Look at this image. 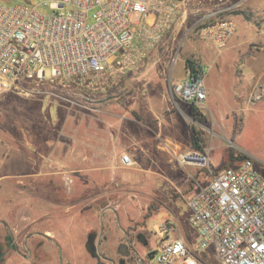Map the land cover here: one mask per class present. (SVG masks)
I'll return each mask as SVG.
<instances>
[{"label": "rangeland", "instance_id": "374dc122", "mask_svg": "<svg viewBox=\"0 0 264 264\" xmlns=\"http://www.w3.org/2000/svg\"><path fill=\"white\" fill-rule=\"evenodd\" d=\"M235 1L229 0L227 4ZM223 6L204 2L199 8L181 11L176 23L165 32L155 49L169 50L171 54L175 52L170 73L174 82L185 78L186 58H192L204 67V85L211 86V90L205 102L196 106L187 118L190 127L202 137L205 150L201 148L204 152L201 153L206 152L210 157L220 156L226 148L240 150L255 159L264 176V95H258L257 91L249 93L247 88L254 75L264 71V0H244L242 4L230 6L227 11L218 14ZM219 18L233 19L236 24L233 36H239L237 42L231 38L221 50L197 36L202 24ZM143 64L128 71L119 81L117 89L108 95V98L126 97L132 102L133 109L128 114L134 119H144L138 109L144 107L146 87ZM161 82V90L166 95V77ZM90 92L81 86L63 87L45 82L28 84L25 92L9 91L0 95V242L6 243V254L0 257V264H29L22 259L17 260L12 241L20 243L19 252L23 253L26 252L23 245L26 239L29 250L35 241L30 238L45 236L58 241L62 264H95L96 259L84 248L87 238L94 239L93 250L98 255L105 250L107 255L117 257L116 249L123 228L135 231L148 229L152 241L156 240L153 224L159 225L167 218L178 219L183 228H189L188 207L182 198L171 192L173 188L170 185H164L168 189V197L160 210L156 211L158 203L148 201L144 195V215L140 216L139 204L136 203L137 208L134 209L138 218L123 215V220L117 223L114 213L111 210L106 213L104 208L126 203L125 187L119 184L118 179L120 171L107 172L97 179V183L90 181L85 185L76 184V179H61L64 174L59 173L37 176L36 179L34 175L29 176V173L35 172L29 169V156L38 160L47 159L43 141L47 137H55L62 127H66V114L92 111L94 105ZM85 103L88 106L86 109L83 107ZM99 114L107 116L108 113L101 111ZM240 118L241 130L234 132L233 124L235 122L238 126ZM125 122L130 124V121ZM35 137L42 141L39 147L41 153L29 145ZM46 169L42 168V171ZM48 169L51 170L50 167ZM177 173L186 175L184 169ZM90 175L92 177L93 174ZM97 193L101 194L96 196ZM116 212L124 214L120 210ZM35 231L40 236L30 237ZM179 231L178 226L176 232ZM108 234L114 238L109 247L103 249L98 242ZM137 248L143 251V248ZM208 263L217 264L211 255Z\"/></svg>", "mask_w": 264, "mask_h": 264}, {"label": "built area", "instance_id": "2783aa9c", "mask_svg": "<svg viewBox=\"0 0 264 264\" xmlns=\"http://www.w3.org/2000/svg\"><path fill=\"white\" fill-rule=\"evenodd\" d=\"M228 1H0V95L45 82L97 90L112 75L139 65L181 11L214 2L224 5L220 14L244 0ZM235 30L233 19L219 18L202 24L197 36L221 50ZM169 93L201 106L206 98L202 66L195 62L185 69L182 81L169 83ZM179 162L199 168L186 198L195 240L188 245L173 237V222L164 220L155 226L154 264H209L210 255L217 264H264V176L255 159L248 155L217 172L208 155L197 151L179 154ZM119 163L130 165V156L121 154Z\"/></svg>", "mask_w": 264, "mask_h": 264}, {"label": "crops", "instance_id": "0c3cea01", "mask_svg": "<svg viewBox=\"0 0 264 264\" xmlns=\"http://www.w3.org/2000/svg\"><path fill=\"white\" fill-rule=\"evenodd\" d=\"M233 35L229 41L234 38V42H237L239 36ZM255 38H260V36H255ZM256 50L259 51V49ZM262 51L264 52L263 46ZM174 53L154 48L145 54L140 63L144 62L142 67H144V87L146 89L144 90V107L141 106L138 109L144 115V119H134L128 114V111L133 109V103L129 102L126 97L108 98V95L117 89L119 81L131 69L116 73L110 77L105 86H99L97 90L89 93L94 105L90 109L94 110V114L92 111L73 115L66 114L64 119L66 127H62L63 129L61 128L55 137L44 139L45 152H47L46 160H38L29 156V169L35 171L29 173V176L34 175L36 179L37 176H54L59 173L64 174L61 179L67 181L76 179V184L85 185L90 181L93 184L97 183V179L107 172L120 171L118 179H120L119 184L125 187L126 203L124 205L119 203L115 206L108 205L104 208L106 213L108 210L114 213V220L117 223L123 220V215L126 218L128 216L138 218L136 209H134L137 208L135 207L136 203L139 204L140 216L144 215V195L147 196L148 201L158 203L156 211L160 210L168 197V189L164 185H170L173 188L171 192L177 194L186 203V198L193 189L194 180L197 178L195 175L199 168L181 165L179 154L189 151L203 154L202 149H205L203 147L196 149L193 145L194 129L192 126L190 127L187 118L190 113L192 114L195 106L179 99H173L169 93V83L174 82L170 77ZM169 57L171 58L168 60ZM201 66L205 78L204 67ZM254 76L247 85L249 93L257 91L258 95H264V71H260ZM164 77L167 81V96L165 91L161 90L163 86L161 79ZM205 89L206 100L211 86L206 85ZM233 95L232 93V97ZM83 107L88 108L87 103L83 104ZM101 111H106L107 116L99 114ZM125 121H130V124ZM29 145L36 152H42L39 149L42 145L41 139L35 137V140L31 139ZM123 153L128 154L131 158V164L128 166L119 164L120 154ZM205 154L207 155L206 152ZM208 159L214 172L223 167V152H220V156H208ZM49 167L51 170L48 169ZM42 168L47 169L42 171ZM180 169H184L186 175L177 173ZM98 194L101 193H97L96 196ZM117 210L123 211L124 214L120 213L119 215ZM167 219L171 220L175 226L171 235L181 237L186 244L191 245L196 235L193 228L190 225L189 228H183L178 219H176L177 223L171 218ZM155 224H153V228L156 226ZM178 226L180 231L176 232ZM122 236L123 233L120 238ZM113 238L109 234L105 238L102 237L98 242L99 246L101 245L103 249L108 248ZM87 240L84 242V248H86ZM60 250L61 246L58 241L48 238V242L43 244L41 250L45 253V257L30 258L29 255L25 256L20 252H16V254L17 260L22 259L29 264H59Z\"/></svg>", "mask_w": 264, "mask_h": 264}, {"label": "flooded vegetation", "instance_id": "af4514ba", "mask_svg": "<svg viewBox=\"0 0 264 264\" xmlns=\"http://www.w3.org/2000/svg\"><path fill=\"white\" fill-rule=\"evenodd\" d=\"M45 233V232H44ZM32 236H40L38 231L33 232L30 237ZM42 236V235H41ZM34 239V244L32 245L31 249L27 250V239L24 241V249L23 254L30 258H38V257H45V253L42 250L43 244L48 242V237L42 236L40 239L37 238H30ZM46 239V240H45ZM94 239H89L86 242V249L88 252H92L94 248ZM157 243V245L155 244ZM6 243L0 242V257L5 256L6 254ZM11 245L14 248V252H19V242H13ZM138 247L143 248V251H139ZM5 248V249H4ZM158 241L157 239L152 241V235L149 233L148 229H144V231H135L133 229L124 228L123 229V236L118 243L116 249L117 257H111L106 253H101V259L107 264H154V258L158 251ZM121 251L126 252L127 255H121ZM62 254V252H60ZM91 254V253H90ZM96 263V262H95ZM62 261L60 259V263Z\"/></svg>", "mask_w": 264, "mask_h": 264}, {"label": "trees", "instance_id": "16d2710c", "mask_svg": "<svg viewBox=\"0 0 264 264\" xmlns=\"http://www.w3.org/2000/svg\"><path fill=\"white\" fill-rule=\"evenodd\" d=\"M195 62L196 61L192 58H186L185 59V69L193 68V65L195 64ZM241 125H242V118L239 119L238 126L234 122V124H233L234 132L240 131ZM202 144H203L202 137L200 136V134L196 130H194V141H193L194 147L196 149H201ZM223 158H224L223 166H233V165L239 164L244 159L248 158V154H246L240 150L233 151V149H231V148H226L223 152ZM195 176H198V172L196 173ZM149 207H151V206H149Z\"/></svg>", "mask_w": 264, "mask_h": 264}, {"label": "water", "instance_id": "95a60500", "mask_svg": "<svg viewBox=\"0 0 264 264\" xmlns=\"http://www.w3.org/2000/svg\"><path fill=\"white\" fill-rule=\"evenodd\" d=\"M90 253H91V256L96 259V263L95 264H107L104 261H102L100 255H98V253H96L95 250H92V252H90ZM120 253H121V255H127V253L123 252V251H121Z\"/></svg>", "mask_w": 264, "mask_h": 264}]
</instances>
